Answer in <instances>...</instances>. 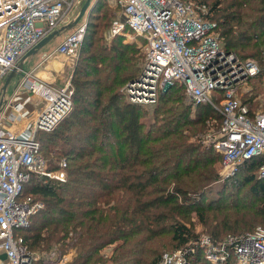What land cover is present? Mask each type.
<instances>
[{"label": "trees", "instance_id": "16d2710c", "mask_svg": "<svg viewBox=\"0 0 264 264\" xmlns=\"http://www.w3.org/2000/svg\"><path fill=\"white\" fill-rule=\"evenodd\" d=\"M181 1L205 5L204 20L226 51L257 64L243 100L251 114L257 112L253 97L260 95L264 104V0ZM99 5L105 7L93 0L89 12ZM113 17L105 19L110 23ZM92 39L83 40L81 54L90 53L70 78L71 109L51 131L37 133L51 169L65 160L66 179L43 184L32 178L25 188L45 203L15 231L28 250L55 248L57 259L71 250V264H158L168 248L194 246L201 233L193 230V214L214 242L244 235L257 224L264 228V179L258 177L263 159L242 163L220 182L221 156L213 136L204 137L212 108L188 104L177 83L159 93L151 109L130 102L121 89L138 76L144 55L131 45L93 49ZM218 120L215 130L221 115ZM238 182L248 185L246 202L240 197L234 203ZM227 186H238L237 193L226 195ZM193 259L211 264L201 249Z\"/></svg>", "mask_w": 264, "mask_h": 264}, {"label": "built area", "instance_id": "2783aa9c", "mask_svg": "<svg viewBox=\"0 0 264 264\" xmlns=\"http://www.w3.org/2000/svg\"><path fill=\"white\" fill-rule=\"evenodd\" d=\"M111 1L121 14L120 21H113L112 32L124 34L127 27L143 41L141 73L123 88L127 99L150 105L161 90L182 85L188 104L219 108L222 124L213 148L221 156L225 176L235 175L242 163L258 157L263 159L258 177L264 179V111L251 114L237 95L238 88L259 72L257 64L226 51L213 24L204 20L205 5L181 0ZM78 2L0 0V89L20 59L52 33ZM82 28L66 36L54 53L72 54ZM21 73L18 88L0 111V264L34 261L23 237L15 234L43 208L41 201L25 193L26 184L32 178L43 184L66 179L65 160L51 169L37 133L51 131L69 112L71 82L56 87L31 71ZM197 249L211 264H227L231 259L235 264H264V228L220 242L201 234L194 246L164 252L158 264H198L193 259ZM60 260L56 264H71L68 257Z\"/></svg>", "mask_w": 264, "mask_h": 264}, {"label": "rangeland", "instance_id": "374dc122", "mask_svg": "<svg viewBox=\"0 0 264 264\" xmlns=\"http://www.w3.org/2000/svg\"><path fill=\"white\" fill-rule=\"evenodd\" d=\"M98 1L101 4H105V7L100 8V5H99L98 9L93 13L89 12V10H86L83 17L77 23L74 24L75 19L77 18L83 4L85 3V0H79V2L66 13L63 20L58 24L56 30L62 28V31L60 32V34L57 35L56 37H54L50 42H48L44 47H42L41 50H39L36 54L31 55L28 58H26L23 62V70L30 72V70L34 69V67L36 66V64L38 62L42 61L44 51H51L54 48V46L57 43H59L60 41H62L66 36L73 34L74 32H76L78 29H80L82 27H83L82 29H84V31L82 33L81 38L78 41V45H77V48L75 49V51L72 54H69L66 56L65 55L64 56H57L55 58V60L60 61L62 63H65V65L67 67L66 68L67 75H72L73 70L77 66V63L80 60V58L81 59L85 58L90 53V50H89V52L81 54V44H82L83 40L85 39V37H87V36L93 37V39H92L93 44L92 45H95V46H93V49H96V47L98 45H108L110 47H112L113 45L116 47L117 46H123V45H131L136 50L140 51L141 56L144 55L143 54L144 52L142 50V45H143L142 39L137 37L127 27H124V29H123V32L125 35L121 34V32L118 34H115L112 32L113 21H116V20L120 21V18H121L120 10H119V7L117 6V4L111 0H98ZM187 1H189V0H187ZM92 2H93V0H91V3ZM189 2H191V1H189ZM107 15H113L114 16L113 19H110V23H109V21H107V19H105V16H107ZM141 69H142V67H141ZM140 73H141V71H140ZM21 75H23V74L21 72H18L17 76L14 79H12L10 84L7 86V89L4 92L5 100H9L12 96L13 91L18 88V83L21 80ZM252 82L253 81H250L247 84H243L240 88H238V94L237 95L242 101L245 99V94L247 93V95H248V91L250 89L249 88L250 83H252ZM125 85L122 87V89H121L122 91H123V88L125 87ZM71 87H72V85H71ZM162 91H164V90H161L160 93ZM2 96H3V90H2V86H1L0 99L2 98ZM157 100H158V98H157ZM157 100L155 103L150 104V105L145 106V107L151 109L154 105H156ZM185 100H186V98H185ZM208 107L210 109L212 108L211 109L212 111L208 110L210 113V117L212 119L209 120V122H207V125H210V126L206 132V135L204 136L206 141L211 140L212 136H213L212 139H214V137L218 134L220 127L218 130H215L214 125L216 123L220 125L218 119L221 115L219 108L214 109L211 106H208ZM251 108L254 111H264V104H263V101H261L260 95L253 97ZM44 157L47 159L46 155H44ZM216 169L219 172V175L222 176V177H220V182L223 181V178L228 177V176H225L226 174L223 172V168L220 165V161L217 162ZM238 170H240V167ZM240 176L241 175H239L238 177L240 178ZM218 182H219V180H218ZM237 184H238V186H241V188H240V194L234 199V203H239L242 199H243V202H246L247 201V198H246L247 194L245 191L248 190V185H242V182H238ZM27 185H28V183L26 184L25 188L27 187ZM238 186L237 187L227 186L226 192H225L226 195L227 194H232V195L236 194L237 190H238ZM240 197H243V198L240 199ZM232 201L233 200H231V202ZM41 202L43 203V208H44L45 203L42 200H41ZM192 223H193L192 224L193 230L196 233L202 234V226L198 222V219H197L195 214L192 215ZM258 226L262 227L263 224H257L256 227H258ZM251 231H249V232H251ZM171 249L172 248H170V249L168 248L167 250H165V252L171 251ZM55 250L56 249L53 248L51 250H42V251H38V252L37 251L33 252L31 250H29V251L32 254L35 262L41 261V260H53L54 259L53 261L56 264L64 256L68 257L70 263L72 262L73 251H71V250L67 251L64 255H62V257L60 259H57L56 258L57 254H56ZM109 250L110 249H106L104 251V253H108Z\"/></svg>", "mask_w": 264, "mask_h": 264}, {"label": "crops", "instance_id": "0c3cea01", "mask_svg": "<svg viewBox=\"0 0 264 264\" xmlns=\"http://www.w3.org/2000/svg\"><path fill=\"white\" fill-rule=\"evenodd\" d=\"M60 42L51 51H44L42 61L38 62L34 69L30 70L38 79L51 83L56 87L64 86L71 78V75H67L66 73L67 67L65 63L55 60L57 55L54 51ZM7 112L6 110L5 113Z\"/></svg>", "mask_w": 264, "mask_h": 264}, {"label": "water", "instance_id": "95a60500", "mask_svg": "<svg viewBox=\"0 0 264 264\" xmlns=\"http://www.w3.org/2000/svg\"><path fill=\"white\" fill-rule=\"evenodd\" d=\"M91 9V0H85V3L83 4L80 13L78 14L77 18L74 21V24L77 23L84 15L86 10ZM62 31L61 29L54 30L52 33H50L48 36L44 37L41 41H39L33 48H31L19 61L16 68H14L4 79L2 90H3V96L0 99V111L2 109V106L6 103L7 100L4 98V92L7 89V86L10 84L11 80L14 79L18 72L23 71V62L26 58H28L31 55L36 54L42 47H44L48 42H50L54 37L60 34Z\"/></svg>", "mask_w": 264, "mask_h": 264}]
</instances>
